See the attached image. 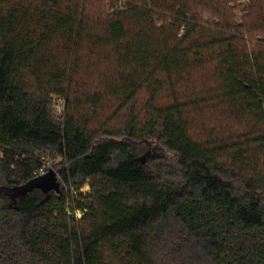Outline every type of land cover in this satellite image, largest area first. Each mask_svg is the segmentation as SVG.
<instances>
[{
  "label": "trees",
  "instance_id": "1",
  "mask_svg": "<svg viewBox=\"0 0 264 264\" xmlns=\"http://www.w3.org/2000/svg\"><path fill=\"white\" fill-rule=\"evenodd\" d=\"M238 1L0 0V187L61 181L0 191V264H264V0Z\"/></svg>",
  "mask_w": 264,
  "mask_h": 264
},
{
  "label": "rangeland",
  "instance_id": "2",
  "mask_svg": "<svg viewBox=\"0 0 264 264\" xmlns=\"http://www.w3.org/2000/svg\"><path fill=\"white\" fill-rule=\"evenodd\" d=\"M102 1H103L104 5H105V7L109 13H116L119 9H121L120 7L123 4H125L127 1H130V0H102ZM131 1H137V0H131ZM249 4H251V0H239L238 1V5L240 6V8H243V7L245 8ZM243 10L238 9L236 11V16L238 17V19H237L238 23L242 22V17L247 13V10H244V11ZM57 111H58L57 112L58 115H63L62 110L60 111L59 101H58ZM222 119L223 118L217 114L216 108H212L211 110H207V111L203 112V115H201V122H207L206 125H209V126L210 125H213V126L217 125L218 123L221 122ZM56 159L57 160H56L55 164L60 163L61 158L56 157ZM48 168H53L55 170L53 163L51 165H49ZM87 184L88 183H85L78 190H76L74 187L71 188L73 190L72 191L73 195L77 196V201L87 202L85 194L90 190V187H88ZM68 210H69V212H71L75 215L76 219H80L81 217H83L84 213L87 212V211H83V210H75L74 212H72L70 207H68Z\"/></svg>",
  "mask_w": 264,
  "mask_h": 264
},
{
  "label": "water",
  "instance_id": "3",
  "mask_svg": "<svg viewBox=\"0 0 264 264\" xmlns=\"http://www.w3.org/2000/svg\"><path fill=\"white\" fill-rule=\"evenodd\" d=\"M89 187V184H87ZM61 188V181H59L56 171L49 168L47 172L37 175L22 185L13 187H0V191L10 194L11 196H19L31 192L35 189H41L44 193L50 191H59Z\"/></svg>",
  "mask_w": 264,
  "mask_h": 264
},
{
  "label": "built area",
  "instance_id": "4",
  "mask_svg": "<svg viewBox=\"0 0 264 264\" xmlns=\"http://www.w3.org/2000/svg\"><path fill=\"white\" fill-rule=\"evenodd\" d=\"M58 107V103H57V106ZM59 107H60V111L62 110L63 112V109H64V103L62 102V100L60 99L59 100ZM53 163V161L51 160H48V159H45L44 160V164L43 166L39 169V171L37 172V175H41V174H44L45 172H47V170L49 169L48 166L51 165Z\"/></svg>",
  "mask_w": 264,
  "mask_h": 264
}]
</instances>
